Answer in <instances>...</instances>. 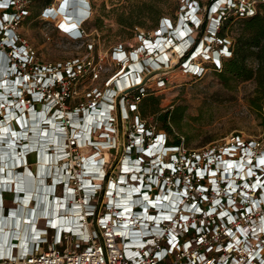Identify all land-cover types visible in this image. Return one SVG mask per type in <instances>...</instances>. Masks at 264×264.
<instances>
[{
  "label": "built area",
  "instance_id": "1",
  "mask_svg": "<svg viewBox=\"0 0 264 264\" xmlns=\"http://www.w3.org/2000/svg\"><path fill=\"white\" fill-rule=\"evenodd\" d=\"M63 1V19L57 22L55 7ZM183 1L187 5L177 20L162 18L152 35H140L136 49L127 52L116 46L113 60L126 71L111 85L90 88L88 102L72 107L67 105L77 93L72 82L84 75L98 79L106 70L103 56L93 54L88 44L82 58L40 63L34 48L10 27L30 15L31 0H0V58L6 56L7 78L20 80L16 103L22 118L31 126L35 117L30 115L38 123L42 115V130L55 137L45 152L50 160L53 155V163L25 175L31 186L19 181L16 187L11 179L0 186L10 197L7 203L0 200V242L3 236L6 240L0 245V264H264V139L244 140L237 134L195 151L167 144L163 132L154 133L138 116L137 105L148 94L143 69L162 67L176 56L181 67L198 76L204 70L199 61L217 64L230 54L224 45L215 60L214 41H206L208 48L195 65L182 66L186 53L172 52L180 41L174 30L194 12L199 18L201 8L196 0ZM220 1L219 8L224 5L240 15L254 11L251 2ZM214 2L219 0L208 6ZM81 7L79 29L67 17L71 0L43 6L39 19L53 22L68 39L81 41L91 16V7ZM212 15L220 21L223 12ZM161 53L168 59H160ZM117 87L129 90L130 96H118ZM105 106L109 117L103 121ZM130 118L132 129L113 170L101 150L116 146V124ZM10 123L21 128L19 120ZM18 221L24 225L21 233L15 228ZM30 225L39 234L19 246L18 235L32 234Z\"/></svg>",
  "mask_w": 264,
  "mask_h": 264
},
{
  "label": "rangeland",
  "instance_id": "2",
  "mask_svg": "<svg viewBox=\"0 0 264 264\" xmlns=\"http://www.w3.org/2000/svg\"><path fill=\"white\" fill-rule=\"evenodd\" d=\"M45 1L31 0V15L18 25L10 26L34 48L35 57L40 63L54 64L82 58L88 53V44L92 45L91 51L93 54L97 55L100 53L104 59L106 70L100 74L98 79L91 81L87 75H84L72 82L77 91L67 102V105L72 107L81 102H88L87 92L90 88L97 86L101 89L106 84L111 85V82L115 80V76L117 77L126 71V67L117 66L113 60L112 52L116 46L121 44L127 52L134 50L141 42L140 35L146 34L150 36L154 33L155 21L148 16L137 19V21L142 22V25H137L138 31L135 29L136 27L131 28L122 24V18L132 14L131 12L135 14L142 3H154L157 6V11H155L156 16H158L156 23L159 26L161 18L170 19L173 22L176 21L183 7L187 5L183 0H85L89 2L91 7L90 19L84 24L86 36L81 41H73L56 29L53 22H44L39 19V12L46 5ZM48 1L56 6L59 0ZM198 1L202 6L197 11V14L199 18H204L206 25V16L204 17L205 4L209 0ZM240 2H251L253 5L258 4L254 0H240ZM80 7L78 6L79 9ZM218 9L215 14L220 12V8ZM55 11L57 12L56 7ZM57 16V22L63 19L60 13ZM240 25V20H234L232 27L224 36L233 41ZM205 29L206 26L197 35H202ZM196 32L197 29L191 35L195 36ZM211 61L203 59L198 62L204 66V70L199 76L192 75L185 68L181 67L178 59L173 60L171 58L162 67L148 68L141 71L142 80L143 78L145 79L148 90L159 96L161 108H171L176 105L185 107L181 130H174V134L177 136L182 135L186 140L188 139L186 143L188 149L195 151L214 147L216 144L222 143L236 134L240 135L244 140L264 139V116L255 113L247 102V98L253 93L255 87L254 81L229 82L226 85L218 73L214 71ZM117 90V95L120 97L122 95L130 96L128 94L129 90L122 92L118 87ZM41 116H39V124L43 119ZM33 117L36 118L37 116L31 114L30 118ZM25 123L27 124V121L23 120V123L20 122L22 126ZM35 126L32 127V133H34V130H37ZM6 127L5 125H1L0 132L2 128L6 129ZM51 127L55 128V123L52 122ZM116 127L118 128L117 137L119 142L113 149L101 150L106 162L111 165L113 170H116L118 167L119 157L123 151L122 144L125 143L127 135L132 129V118L119 120ZM159 132L162 133L164 131L161 129ZM50 134L48 137L44 136L41 139L42 142L40 144L44 146L43 153L37 149H32L31 153L26 155V159L24 158V161L22 160L20 163H16V160L13 159L10 161L13 163L11 164L12 166L8 163L6 166L3 162L5 160L4 156L0 154V166L3 165L1 167L2 173L5 172L10 175L13 181L16 178L18 180L21 178V182L26 183L27 187L31 186L30 180L25 175L27 173H35L36 169L40 170L47 167L48 163H53V156H50V160L49 155L45 154L47 149V144L45 143L52 141ZM29 138H33L31 134ZM28 143H30V140ZM38 165H40V168ZM10 171L11 173L9 174ZM0 200L5 203L10 200L9 195L3 193L1 189ZM22 210L24 212V209ZM16 224L18 225V222ZM23 242L25 243L24 240H20L19 243L23 244Z\"/></svg>",
  "mask_w": 264,
  "mask_h": 264
},
{
  "label": "trees",
  "instance_id": "3",
  "mask_svg": "<svg viewBox=\"0 0 264 264\" xmlns=\"http://www.w3.org/2000/svg\"><path fill=\"white\" fill-rule=\"evenodd\" d=\"M196 1L201 7L202 4L198 0ZM211 1L209 0L205 4L204 17ZM255 1L258 4L254 5V11L251 15H240L233 8L224 5L220 7L223 16L220 18L216 29V39L211 43V48L213 47L215 50L222 45H228L230 54L227 57H220V61L217 64L211 62L214 71L218 73L226 85L229 82L254 81L255 87L253 93L247 98V102L255 113L264 116V0ZM49 2L46 0L45 4L47 5ZM84 2L85 0H80L79 4L83 5ZM155 11H157L156 4L142 3L135 14L131 12L132 14L121 19V23L127 27L138 28L137 25H142V22L137 21V19L148 16L155 21L154 27L157 29L156 19L158 16H156ZM234 20H240L241 25L233 41H231L224 35L232 27ZM205 26L204 18H200L194 41H198L206 34L207 27L202 35H197L199 31L204 30ZM137 107L138 116L145 121L148 128H151L154 133H158L161 129L164 131V138L167 144L183 145L188 149L186 145L188 139L186 140L182 135L177 136L174 134V130H181L185 114L184 106L176 105L163 109L160 107L159 96L148 90V94L139 101ZM149 119H151L150 122Z\"/></svg>",
  "mask_w": 264,
  "mask_h": 264
},
{
  "label": "bare ground",
  "instance_id": "4",
  "mask_svg": "<svg viewBox=\"0 0 264 264\" xmlns=\"http://www.w3.org/2000/svg\"><path fill=\"white\" fill-rule=\"evenodd\" d=\"M58 17V16H57ZM182 24V26H183V24H184V22H182L181 23ZM154 49H158V47L156 46ZM182 50V46L180 45V43H178V42H176L175 43V46L173 47V50H172V52H179V51H181ZM163 54H161L160 56H162ZM166 56H168L167 54H166ZM159 57V56H158ZM198 57V56H197ZM196 58V57H195ZM195 58L194 59H192V60H190L189 62H188V64H187V66H189L190 67V65L194 62V60H195ZM199 58V57H198ZM197 58V59H198ZM162 59H165V56L162 58ZM172 59L174 60V59H177V57L176 56H173L172 57ZM196 59V60H197ZM188 67V68H189ZM7 82H3V85L4 84H6ZM120 85H121V83H119ZM3 87H5V86H3ZM12 117H14V114L13 113H10L9 114V117H7V119H6V121L5 122H7V121H9V120H11L12 119ZM41 117H43V116H41ZM22 119V118H21ZM27 119L28 118H23V120L26 122L27 121ZM87 120V119H86ZM100 120H101V117H100ZM87 122H88V120H87ZM1 125H5L6 126V124H2L1 122H0V127H1ZM23 126H24V124H23ZM50 126H52V122H50ZM8 131V129H7V127H6V129H3L2 128V130H1V132H0V138L2 137V136H5V134L4 133H6ZM35 132H37V130H34V133H32L31 134V137H33V138H29V140H30V143H33V142H31V141H37L38 140V138H34V137H37L36 136V134H35ZM37 135H38V133H37ZM12 136H13V138H15L16 136H17V133L16 132H14V133H12ZM44 136H46V137H48V129H45L44 131L43 130H41L40 131V133H39V139L41 140V139H43V137ZM50 139L52 140V141H48L49 143L50 142H54L55 141V137H54V135H53V133H51L50 134ZM1 140V139H0ZM40 142H42V141H40ZM47 142V143H48ZM46 143V144H47ZM40 144V143H39ZM10 147L11 148H13L14 147V145H10ZM43 148H44V146H39V148L37 149V148H34V149H37V150H39V151H41L42 153H43ZM48 148V147H47ZM3 156H4V159L6 160L7 158H9V155L8 154H6V153H1ZM14 155V154H13ZM51 156H53V155H51ZM20 159V158H19ZM26 159V158H25ZM4 160V161H5ZM22 160L24 161V158L22 157ZM16 162V161H15ZM17 163V162H16ZM20 163V162H19ZM5 164H6V166L8 165L6 162H5ZM11 164H13V163H11ZM12 166V165H11ZM11 166H9V167H11ZM39 166V168H40V165H38ZM51 167V166H50ZM46 167H44V168H42V169H45ZM94 170L96 169V168H93ZM18 174V173H17ZM22 175H24V174H22ZM1 176V175H0ZM14 176V175H13ZM2 179V177H0V180ZM11 178L9 177H6V179L4 180V182H5V184L7 183V182H9V180H10ZM11 181H13L12 179H11ZM15 184H16V187H17V183H19V181H22V179L21 178H19V180L16 178L15 180ZM13 181V182H14ZM1 182V181H0ZM3 184V183H2ZM0 186H1V184H0ZM56 206H58V205H55V207ZM25 210V209H24ZM3 211V210H2ZM23 211V210H22ZM5 212V211H4ZM26 220V219H25ZM27 221V220H26ZM0 223H1V221H0ZM8 225V226H7ZM9 225L10 226H12V222H10V223H7L6 222V228H8L9 227ZM16 226L17 227H15L16 229H19L20 230V232L19 233H21V229L23 228V226L24 225H22L21 224V221L19 222L18 221V225L16 224ZM32 230H34L35 228L34 227H32L31 228ZM24 231V230H23ZM26 238H27V232H25L24 234H23V236L21 235V234H19L18 235V239L19 240H26ZM6 240H5V236H3L2 237V239H1V242H0V245H3V242H5ZM23 244H24V242H23ZM23 244H21V243H19V246H21V245H23Z\"/></svg>",
  "mask_w": 264,
  "mask_h": 264
},
{
  "label": "clouds",
  "instance_id": "5",
  "mask_svg": "<svg viewBox=\"0 0 264 264\" xmlns=\"http://www.w3.org/2000/svg\"><path fill=\"white\" fill-rule=\"evenodd\" d=\"M62 5H63V2L60 4V5H58V7H57V14L58 13H61L62 11H63V8H62ZM80 6V5H79ZM82 6H84L85 8H87V9H90V4L88 3V2H84V4L82 5ZM73 9L74 8H72L71 10H70V13L67 15V17H71V20H72V22H71V25L73 26V27H75V28H77V29H79V27H80V25H81V23H82V17H80L79 15H78V9L79 8H77V10L75 11V12H73ZM192 32H193V30H192ZM192 32L191 33H189V35H188V38L190 39V42H191V44H195V42L196 41H194V36H192L191 34H192ZM131 57H134V55H131L130 56V58ZM97 125H98V123L96 124V126L95 127H97ZM39 229L37 230V233H36V229H34L33 230V232H34V234H39ZM140 244H141V242H140Z\"/></svg>",
  "mask_w": 264,
  "mask_h": 264
},
{
  "label": "crops",
  "instance_id": "6",
  "mask_svg": "<svg viewBox=\"0 0 264 264\" xmlns=\"http://www.w3.org/2000/svg\"><path fill=\"white\" fill-rule=\"evenodd\" d=\"M65 6V1L63 2V5H62V8ZM83 8V6L81 7V9ZM80 10V9H79ZM11 173V171L9 172V174ZM0 174H1V176L0 177H2V179L0 180L1 181V183L2 182H4V180L6 179V177H11L10 175H8L7 173H2V171H1V169H0Z\"/></svg>",
  "mask_w": 264,
  "mask_h": 264
},
{
  "label": "water",
  "instance_id": "7",
  "mask_svg": "<svg viewBox=\"0 0 264 264\" xmlns=\"http://www.w3.org/2000/svg\"><path fill=\"white\" fill-rule=\"evenodd\" d=\"M144 81H145V79H144Z\"/></svg>",
  "mask_w": 264,
  "mask_h": 264
},
{
  "label": "snow or ice",
  "instance_id": "8",
  "mask_svg": "<svg viewBox=\"0 0 264 264\" xmlns=\"http://www.w3.org/2000/svg\"><path fill=\"white\" fill-rule=\"evenodd\" d=\"M63 27V26H62Z\"/></svg>",
  "mask_w": 264,
  "mask_h": 264
}]
</instances>
